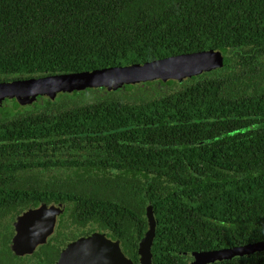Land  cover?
<instances>
[{
  "label": "trees",
  "instance_id": "trees-1",
  "mask_svg": "<svg viewBox=\"0 0 264 264\" xmlns=\"http://www.w3.org/2000/svg\"><path fill=\"white\" fill-rule=\"evenodd\" d=\"M210 48L222 66L181 82L88 87L5 107L0 264L55 259L49 244L13 253L3 223L51 200L97 212L136 264L148 205L152 264L264 240V0H0V81ZM207 264H264V251Z\"/></svg>",
  "mask_w": 264,
  "mask_h": 264
},
{
  "label": "water",
  "instance_id": "water-1",
  "mask_svg": "<svg viewBox=\"0 0 264 264\" xmlns=\"http://www.w3.org/2000/svg\"><path fill=\"white\" fill-rule=\"evenodd\" d=\"M223 56L215 49H203L153 59L151 61L128 63L78 72L59 73L0 81V101L14 98L21 105L41 101L44 97L54 98L58 92L63 94L85 88H104V92L121 89L124 84L156 82L174 79L181 82L193 75H199L221 67ZM167 91V89H165ZM149 203V202H148ZM60 207L42 203L29 208L17 216L13 223L14 234L10 248L13 253L24 256L31 254L37 245L45 243L53 230L55 214ZM147 229L141 237L137 257L138 264H152V246L156 224L151 205L147 206ZM264 251V240L242 245L220 247L209 250H196L190 254L187 264H207L230 259L233 256ZM50 264H136L120 247L118 237H103L98 233L81 237L70 242L60 252L57 260Z\"/></svg>",
  "mask_w": 264,
  "mask_h": 264
},
{
  "label": "flooded vegetation",
  "instance_id": "flooded-vegetation-1",
  "mask_svg": "<svg viewBox=\"0 0 264 264\" xmlns=\"http://www.w3.org/2000/svg\"><path fill=\"white\" fill-rule=\"evenodd\" d=\"M170 80V79H168ZM173 80V79H171ZM163 82H167L163 81ZM137 84V83H136ZM136 90V88L134 89ZM137 94V93H136ZM139 94V93H138ZM137 94V95H138ZM45 98V97H44ZM13 99L14 98H4L0 101V119L7 117V114L5 113L6 108L5 107H12L13 106ZM16 100V99H15ZM36 102V101H34ZM17 111V110H16ZM16 111L12 110L11 113L14 114ZM61 169L63 172H67L68 169H71V167H67L66 165H61ZM59 172V171H56ZM67 189L66 187H60L56 188V190L63 191ZM42 203H45L47 205L54 204L56 207L59 208V212L55 214V221L53 225V230L50 235L47 236L46 242L39 244L36 246L34 251L31 254L26 255H32L39 252V249H41L42 245L49 244L50 245V252L55 253L56 257L52 262H49L47 264L53 263L57 260L59 257L60 252L66 247V245L70 242H73L81 237H89L92 236L95 233L100 234L103 237H119L117 234H115L112 231V228L110 226H104L102 224V221L98 218L100 216L96 212V216L93 214L88 213L87 215H79V209L78 205L71 200L67 201H54L51 200L48 203L41 202L38 204H31L29 203L27 207H25L22 211L19 213H15L14 216H8L10 218L8 221H5L3 223H9V227L12 230L11 238L14 234V227L13 223L16 220L17 216L22 214L25 210L29 208H36ZM24 255V256H26ZM22 257V256H21Z\"/></svg>",
  "mask_w": 264,
  "mask_h": 264
}]
</instances>
